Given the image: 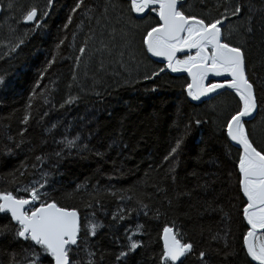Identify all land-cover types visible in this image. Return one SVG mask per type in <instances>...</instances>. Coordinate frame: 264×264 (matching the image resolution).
<instances>
[{
    "label": "trees",
    "instance_id": "16d2710c",
    "mask_svg": "<svg viewBox=\"0 0 264 264\" xmlns=\"http://www.w3.org/2000/svg\"><path fill=\"white\" fill-rule=\"evenodd\" d=\"M13 2L14 7L7 11L9 0H0V40L14 43L26 31L30 35L11 58L0 59V76L4 78L0 84V190L14 188L10 174L21 165L27 169L25 183L38 179L40 171L48 172L58 197L72 194L68 202L80 208L83 224L91 221L102 225L95 237H89L100 264H118L116 256L138 224L144 226L146 234L135 238L146 247L130 256L128 264H158L160 233L173 221L186 238L195 241L197 251L210 253V264H248L250 258L241 251V232L245 229L239 221L232 167L238 149L226 147V137L219 130L224 117L237 107L234 94L229 90L207 101H192L183 90L188 79L185 73L165 71L154 81L143 80L145 73L158 70L163 63L145 59L143 69L128 68L125 57L118 56L122 45L119 31L113 41L108 21L102 19L97 24L95 19L77 13L73 23L63 28L75 0H55L45 26L34 32L30 25L18 21L30 6L44 10L47 0ZM108 2L117 0H86L97 8L95 17ZM223 3L186 0V7L190 5L196 14L216 17ZM236 4H241L243 11L225 22V35L230 33V42L244 47L249 75L257 82L258 97L264 102L260 84L264 81V0H230L228 6ZM109 13L111 16V8ZM139 23L143 25L144 21ZM18 27L22 29L15 31ZM93 33L94 38L88 39ZM64 37L65 43L57 48ZM85 40L88 50L77 64ZM101 40H112L117 56L97 51ZM139 40L137 35V49ZM54 56L56 62L44 73L37 90L44 95L30 101L34 85ZM70 97L76 99L66 103ZM25 115L30 116L27 125L22 123ZM193 118L207 122L196 125ZM189 122L191 127L186 130ZM248 127L254 130V139L264 141V107ZM25 128L21 137L19 133ZM185 132L178 162H165L175 139ZM77 136L80 150H68L60 143ZM85 144L88 151L82 150ZM61 150L64 155L59 159L54 153ZM37 156H43L44 161L38 162ZM83 184L88 185V191L76 193V186ZM95 188L101 189L100 202L85 207L88 193ZM141 200L149 205V216L140 209ZM124 209L130 210L124 220L113 219ZM155 209L161 214L153 219ZM4 223L5 218L0 216V224ZM228 229L230 233L224 239H213L217 234L224 237ZM19 250L18 245L0 240V261L8 264L10 253ZM188 264H197L196 257Z\"/></svg>",
    "mask_w": 264,
    "mask_h": 264
},
{
    "label": "snow or ice",
    "instance_id": "6c2138e0",
    "mask_svg": "<svg viewBox=\"0 0 264 264\" xmlns=\"http://www.w3.org/2000/svg\"><path fill=\"white\" fill-rule=\"evenodd\" d=\"M54 3L55 0H47L44 10L36 5L28 7L18 23L30 25L32 32L42 29ZM229 3L230 0H224L219 6L222 9L220 14L211 17L192 12L190 5L186 7V0H117L116 3H105L99 17H95L93 14L97 11L96 7L89 6L86 0H75L63 28L67 29L73 23V15L77 13L89 20L95 19L97 24L103 19L112 24L113 41L116 40V33L119 31L122 41L119 53L121 57L127 51L130 58L135 59L138 52L144 59L159 58V62L163 63V67L158 70L145 73L143 80L154 81L161 73L169 70L172 73L187 74L188 79L183 90L192 101L212 99L229 90L234 94L237 107L224 117L219 130L226 137V147L238 149L232 167L236 175L239 221L245 229L241 232V251L250 258L248 264H264V141L258 142L254 139V130L248 127L250 121L255 119V115L264 107V102L258 97L257 82L249 75L248 58L244 47L231 43L230 33L225 35V22L239 17L243 11L241 4L229 8ZM7 7L9 10L14 7L13 0H9ZM140 21H144V24L141 25ZM27 35L26 31L25 37ZM137 35L140 37L138 49ZM73 36L75 38V34ZM93 38L94 33L88 37ZM66 39L67 37L60 39L57 48L63 45ZM24 42V38H18L10 51L20 48ZM87 50L88 41L85 40L84 46L79 48L77 64ZM97 51L111 54L109 44L103 40ZM55 62L54 56L42 70L40 80H37L29 96L30 101L44 95L37 90L41 88L44 73ZM120 63L122 67L125 66L123 61ZM3 83L4 78L0 76V84ZM260 84L261 91H264V81ZM75 99L70 97L66 103H72ZM47 102L45 100V103ZM28 107H32L31 103ZM29 120L30 116L25 115L22 123L27 125ZM192 122L200 125L207 121L193 118ZM212 123L216 121L213 120ZM190 127L191 122L185 124L186 130ZM26 131L27 128L19 135L23 137ZM186 134L187 132L175 139L174 145L164 157L165 162L170 160L178 162L177 158L183 150ZM79 139L77 136L60 143L68 150L74 148L80 150L81 146L77 143ZM20 143H23V140ZM82 150L88 151V145H83ZM54 155L62 159L64 152L57 151ZM97 155L102 154L97 152ZM44 159L43 156L36 157L41 163ZM32 167L35 169L36 165ZM21 169L10 174L12 177L10 183L14 188L0 190V216L6 220V223L0 224V240H6L10 245H18L20 248L19 252L10 253L8 264H45L46 261L47 264H100L89 237H95L102 225L91 221L83 224L80 208L68 202L72 194L58 197L49 181L48 172L40 171L38 179L34 178L25 183L23 177L27 174V169L24 165H21ZM171 171H175V163ZM231 175L232 173H229V176ZM81 190L87 192L88 185H77L74 191L79 193ZM100 193L99 188L89 192V202L85 207L92 208L94 203H99ZM138 204L143 214L149 216L151 212L149 205L142 200L138 201ZM129 211L124 209L113 219L124 220ZM160 214V209H155L152 218L155 219ZM229 233L230 229L225 232L224 237L217 234L213 239H224ZM138 234H146L143 225L138 224L136 231L126 237L127 244L116 256L118 264H128L130 256L138 249L146 247L141 240L135 238ZM159 240L162 247L158 264H188L193 256L196 257L197 264H210V253L197 251L195 241L186 238V233L175 221L163 227ZM102 258L101 254V261ZM0 264L3 262L0 261Z\"/></svg>",
    "mask_w": 264,
    "mask_h": 264
},
{
    "label": "rangeland",
    "instance_id": "374dc122",
    "mask_svg": "<svg viewBox=\"0 0 264 264\" xmlns=\"http://www.w3.org/2000/svg\"><path fill=\"white\" fill-rule=\"evenodd\" d=\"M7 6H8V4H7ZM6 10L7 11L9 10L8 7L6 8ZM16 29L17 30H15V31H19V29H22V28L18 27ZM29 35L30 34L28 32V35L26 37L24 36V37H21V38H24V40L26 41ZM16 41L13 43V42H10L9 40H6V39L5 40H3V39L0 40V59L4 60L6 58H11L12 54L17 53V50L19 48L16 49L15 51H10V48L12 47L13 44L16 43ZM107 43L109 44V46L111 48V55L117 56L116 45L112 44V40H110ZM24 44H25V42H24ZM91 53L95 54L94 49L91 50ZM107 54H108V52H107ZM118 56H120V55H118ZM123 57H125V63L127 64L128 68H130L131 70H136V71H139L141 68L143 69L145 67V63H146V60H147V59L145 60L143 57H141L138 54L136 55L135 59H132V58H130V56H129L127 51H125V55Z\"/></svg>",
    "mask_w": 264,
    "mask_h": 264
},
{
    "label": "water",
    "instance_id": "95a60500",
    "mask_svg": "<svg viewBox=\"0 0 264 264\" xmlns=\"http://www.w3.org/2000/svg\"><path fill=\"white\" fill-rule=\"evenodd\" d=\"M153 60H155V61H159V58H152ZM166 71H169V70H166ZM186 74V73H185ZM187 75V74H186ZM206 99H208V98H202V101L203 100H206Z\"/></svg>",
    "mask_w": 264,
    "mask_h": 264
},
{
    "label": "bare ground",
    "instance_id": "6f19581e",
    "mask_svg": "<svg viewBox=\"0 0 264 264\" xmlns=\"http://www.w3.org/2000/svg\"><path fill=\"white\" fill-rule=\"evenodd\" d=\"M207 101V100H206Z\"/></svg>",
    "mask_w": 264,
    "mask_h": 264
}]
</instances>
